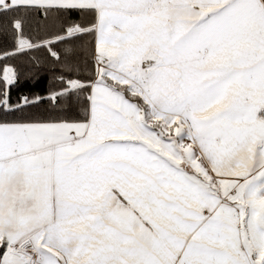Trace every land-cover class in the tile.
Instances as JSON below:
<instances>
[{"label": "snow or ice", "instance_id": "6c2138e0", "mask_svg": "<svg viewBox=\"0 0 264 264\" xmlns=\"http://www.w3.org/2000/svg\"><path fill=\"white\" fill-rule=\"evenodd\" d=\"M0 264H264V0H0Z\"/></svg>", "mask_w": 264, "mask_h": 264}, {"label": "trees", "instance_id": "16d2710c", "mask_svg": "<svg viewBox=\"0 0 264 264\" xmlns=\"http://www.w3.org/2000/svg\"><path fill=\"white\" fill-rule=\"evenodd\" d=\"M43 83H46V82H43Z\"/></svg>", "mask_w": 264, "mask_h": 264}]
</instances>
